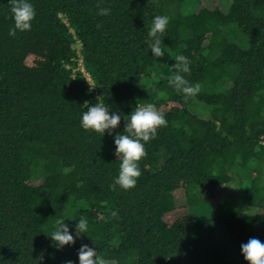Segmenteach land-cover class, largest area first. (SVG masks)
<instances>
[{
    "label": "trees",
    "instance_id": "1",
    "mask_svg": "<svg viewBox=\"0 0 264 264\" xmlns=\"http://www.w3.org/2000/svg\"><path fill=\"white\" fill-rule=\"evenodd\" d=\"M30 2L31 30L11 36L0 0V264H78L83 244L106 264H248L241 245L264 243V0ZM158 15L169 17L159 58L148 46ZM178 54L201 85L187 100L169 84ZM95 103L121 115L111 135L80 126ZM148 103L167 124L145 144L136 186L113 189V138ZM230 183L242 198L226 211L215 202ZM195 184L205 214L187 200ZM61 217L71 231L86 218L89 232L57 249L47 234Z\"/></svg>",
    "mask_w": 264,
    "mask_h": 264
},
{
    "label": "clouds",
    "instance_id": "2",
    "mask_svg": "<svg viewBox=\"0 0 264 264\" xmlns=\"http://www.w3.org/2000/svg\"><path fill=\"white\" fill-rule=\"evenodd\" d=\"M11 4L13 27L10 29L9 35L15 36L17 31H30L31 22L35 17V9L30 0H11ZM109 11V9L103 8L100 9V14L107 15ZM168 24V16H155L148 32L150 52L157 58L165 54L161 45ZM174 61L172 67L176 69V72L169 80L170 86L185 100L195 97L200 92L201 85L190 83L181 74L190 72V60L185 55L178 54ZM120 121L119 113L110 112L109 107L104 103H95L82 113L80 126L86 131L91 130L103 136L106 131L111 135ZM166 124L164 114L159 112L152 103L138 106L130 113L124 129L126 134L118 133L113 138L114 154L120 160L118 175L111 185L113 189L119 186L123 190H129L136 186L137 180L141 176L139 161L147 155L145 144L155 138L158 128L165 127ZM65 219L63 217L56 218L53 230L47 234L57 249L73 245L76 238L81 235L87 236L86 234L89 232L86 218L81 217L77 220L74 231L70 230V225L65 223ZM241 255L248 264H264V243L256 238L249 239L247 243L241 245ZM77 256L78 264H106L103 258L97 256V251L87 244L81 245ZM67 264H72V261H68Z\"/></svg>",
    "mask_w": 264,
    "mask_h": 264
},
{
    "label": "rangeland",
    "instance_id": "3",
    "mask_svg": "<svg viewBox=\"0 0 264 264\" xmlns=\"http://www.w3.org/2000/svg\"><path fill=\"white\" fill-rule=\"evenodd\" d=\"M227 34L231 37L236 39L240 44H244L243 36L239 34L238 31L234 29V27H228L227 28ZM192 111L199 114L200 116L207 117L208 111L202 109L200 106H192ZM194 186V188H192ZM201 197H204L203 191L198 185H188V191H187V200L191 204V207L193 210L200 212V213H207L208 207L206 206V203L204 200H201ZM242 198V189L240 190L237 186H235L233 183L227 184L221 193V195L216 200V207L219 209L226 208L224 210L228 209H234L236 208ZM209 201H212L210 198ZM225 212V211H222Z\"/></svg>",
    "mask_w": 264,
    "mask_h": 264
},
{
    "label": "built area",
    "instance_id": "4",
    "mask_svg": "<svg viewBox=\"0 0 264 264\" xmlns=\"http://www.w3.org/2000/svg\"><path fill=\"white\" fill-rule=\"evenodd\" d=\"M83 70V69H82ZM90 81V80H89Z\"/></svg>",
    "mask_w": 264,
    "mask_h": 264
}]
</instances>
